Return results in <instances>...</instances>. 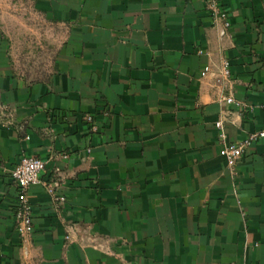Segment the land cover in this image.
I'll return each instance as SVG.
<instances>
[{
    "label": "crops",
    "instance_id": "obj_1",
    "mask_svg": "<svg viewBox=\"0 0 264 264\" xmlns=\"http://www.w3.org/2000/svg\"><path fill=\"white\" fill-rule=\"evenodd\" d=\"M30 3L62 40L27 78L0 29V264H264V138L229 175L215 126L231 142L264 127V0ZM22 155L65 196L29 188L27 236Z\"/></svg>",
    "mask_w": 264,
    "mask_h": 264
},
{
    "label": "rangeland",
    "instance_id": "obj_2",
    "mask_svg": "<svg viewBox=\"0 0 264 264\" xmlns=\"http://www.w3.org/2000/svg\"><path fill=\"white\" fill-rule=\"evenodd\" d=\"M0 29L8 33L15 72L33 79L47 75L62 40L59 28L36 15L30 0H0Z\"/></svg>",
    "mask_w": 264,
    "mask_h": 264
},
{
    "label": "built area",
    "instance_id": "obj_3",
    "mask_svg": "<svg viewBox=\"0 0 264 264\" xmlns=\"http://www.w3.org/2000/svg\"><path fill=\"white\" fill-rule=\"evenodd\" d=\"M211 8L217 10L219 16L226 18V13L215 7ZM224 26H228V22H224ZM222 73L227 76L229 68L227 61L222 64ZM207 71L204 69L202 75ZM226 102H232L231 97L225 98ZM86 121L92 122L90 115L85 116ZM216 128L219 130V140L223 143L221 148V155L226 160V166L229 175H233L236 165L242 154L248 149L256 138H264V127L256 132L249 133L247 137L241 141L231 142L227 140V135L224 131V124L221 120L215 122ZM93 131L97 130L96 125H92ZM46 161L39 157L32 155H22L18 162L11 168L10 177L16 188V202L13 210V219L17 231L21 236H27L32 232V207L28 198V190L31 186L42 184L46 191L54 196L58 201H64L65 196L59 190L62 187V182L59 179L50 181L42 180V173L45 171Z\"/></svg>",
    "mask_w": 264,
    "mask_h": 264
}]
</instances>
